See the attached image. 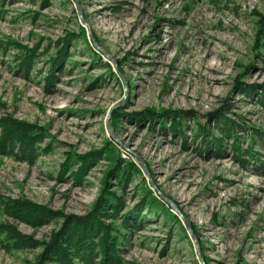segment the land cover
Masks as SVG:
<instances>
[{"label": "rangeland", "instance_id": "rangeland-1", "mask_svg": "<svg viewBox=\"0 0 264 264\" xmlns=\"http://www.w3.org/2000/svg\"><path fill=\"white\" fill-rule=\"evenodd\" d=\"M76 2L80 14L74 0H0V117L45 132L32 158L0 155V196L84 217L107 189L121 205L104 221L133 223L120 264H264V175L241 152L259 151L244 129H264V107L237 88L264 84V0ZM221 109L240 123L237 153L194 136L198 124L216 136ZM169 110L194 115L183 138L145 118ZM61 222L0 208V224L37 241ZM42 249L3 242L0 264H35Z\"/></svg>", "mask_w": 264, "mask_h": 264}, {"label": "trees", "instance_id": "trees-1", "mask_svg": "<svg viewBox=\"0 0 264 264\" xmlns=\"http://www.w3.org/2000/svg\"><path fill=\"white\" fill-rule=\"evenodd\" d=\"M56 66V64L54 63ZM57 68V67H56ZM238 91L244 92L247 96L257 95L258 102L264 107V84L244 86L238 85ZM261 92V93H259ZM3 106L0 103V108ZM226 109H221L212 115L215 122V130L217 135H213L205 126L197 125V132L194 133L195 138L201 139V144L205 149H223L226 142L231 141L232 151L237 153L241 151L239 144L240 123L225 117ZM145 118L149 120H160L158 125L160 131L166 132L164 120H170L169 132L183 138L185 134L181 133L186 120L195 121L192 112L185 111H163L159 115H154L150 111L145 113ZM120 112L113 111L111 117L118 120ZM247 137L250 141L249 146L257 139L261 159H258V152L254 150L248 151L244 149L243 153L251 156L252 161L259 164V168L264 175V129H252L246 127ZM45 136L44 129L36 125L21 123L14 120L10 115L0 117V155H14L21 158H32L34 152L38 151V144ZM202 145V146H203ZM216 151V150H215ZM67 162L72 160V156H67ZM96 158L92 156L79 157L77 164L82 170L86 165ZM258 160V161H257ZM122 163V162H121ZM71 165V163H70ZM131 165V164H130ZM120 164L111 174L119 183H123L128 179L130 172H120ZM64 170L66 163L64 164ZM134 168V167H133ZM127 175V176H126ZM74 181L80 183L83 175L80 172H72L70 175ZM120 200L116 199L114 193L107 189H102L101 195L95 202L93 209L84 217H76L72 215H62V213L54 212L43 206H37L30 202H22L0 196V208H3L6 216L29 224L32 227L47 224L53 218L62 220L59 229L54 231L48 241H37L31 236L21 234L12 225L0 224V244L5 242L6 246L11 248H36L42 247V252L36 257L35 264H120L121 247L124 243V237L121 233L123 228L128 232L133 226L128 223V219L122 220L120 226H115L112 221L117 219ZM140 212V209L138 210ZM139 214V213H138ZM136 214L137 216H139ZM58 215V216H56ZM103 219V220H102ZM127 233H125L126 235ZM98 257H100L99 260Z\"/></svg>", "mask_w": 264, "mask_h": 264}, {"label": "water", "instance_id": "water-1", "mask_svg": "<svg viewBox=\"0 0 264 264\" xmlns=\"http://www.w3.org/2000/svg\"><path fill=\"white\" fill-rule=\"evenodd\" d=\"M74 1H75L76 9H77L78 13L80 14V13H81V11H80V7H79L78 3L76 2V0H74ZM121 79H122V78H121ZM143 170L146 171L145 168H144V166H143ZM158 195H159V197H160L162 200H166V201L169 203V205H170L175 211H177V209L173 206V204H172L168 199H166L161 193L158 192ZM177 212H178V211H177ZM178 213H179V212H178Z\"/></svg>", "mask_w": 264, "mask_h": 264}]
</instances>
